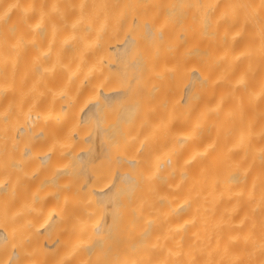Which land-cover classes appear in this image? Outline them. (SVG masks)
Masks as SVG:
<instances>
[{
  "label": "bare ground",
  "instance_id": "obj_1",
  "mask_svg": "<svg viewBox=\"0 0 264 264\" xmlns=\"http://www.w3.org/2000/svg\"><path fill=\"white\" fill-rule=\"evenodd\" d=\"M0 264H264V0H0Z\"/></svg>",
  "mask_w": 264,
  "mask_h": 264
}]
</instances>
